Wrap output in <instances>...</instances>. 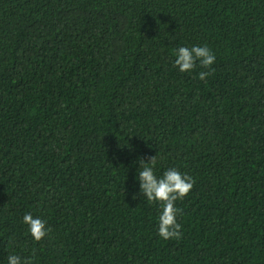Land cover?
<instances>
[{"label":"trees","instance_id":"16d2710c","mask_svg":"<svg viewBox=\"0 0 264 264\" xmlns=\"http://www.w3.org/2000/svg\"><path fill=\"white\" fill-rule=\"evenodd\" d=\"M194 45L215 62L181 72ZM155 155L158 177L195 181L179 240L136 178ZM12 254L264 264V0H0V264Z\"/></svg>","mask_w":264,"mask_h":264},{"label":"clouds","instance_id":"9594fccd","mask_svg":"<svg viewBox=\"0 0 264 264\" xmlns=\"http://www.w3.org/2000/svg\"><path fill=\"white\" fill-rule=\"evenodd\" d=\"M174 66L181 72L192 71L199 61L203 68H210L215 62V54L207 46L194 45L191 48L180 47L175 52ZM210 72L201 71L198 78L204 80ZM157 164V157L152 156L145 162L144 158H139V168L137 169V179L140 184V192L149 204H159L161 209L158 217L157 235L163 240L182 238V225L178 223L177 216L183 210L176 207L177 200H183L193 188L195 181L186 173H181L178 168L166 169L162 176H157L154 168ZM135 198V197H134ZM23 223L28 225V231L35 241L42 240L50 231L46 228V222L40 218H33L31 214H25ZM8 264H32L31 259H22L20 256L12 254L8 256Z\"/></svg>","mask_w":264,"mask_h":264}]
</instances>
